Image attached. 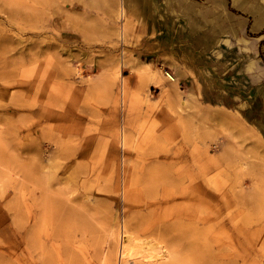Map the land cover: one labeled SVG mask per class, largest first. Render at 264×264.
I'll return each mask as SVG.
<instances>
[{"label": "rangeland", "instance_id": "1", "mask_svg": "<svg viewBox=\"0 0 264 264\" xmlns=\"http://www.w3.org/2000/svg\"><path fill=\"white\" fill-rule=\"evenodd\" d=\"M213 1L146 0L133 15L130 0L120 20L110 12L116 0H0V32L10 37L0 45V86L8 91L0 94V264H100L108 230L126 221L134 233L158 222L188 225L198 258L187 256L181 237L175 264H264V158L250 145L264 144L256 62L264 69V40L227 66V74L244 75L224 84L234 96L222 115L177 77L176 89L159 84L149 69L171 73L167 64L176 65L171 58L154 65L142 50L155 34L146 23L157 19L176 38L224 28L226 48L264 39V0H221L218 12L209 10ZM121 57L122 105L113 79ZM121 157L130 180L124 199ZM201 165L209 168L206 189L218 196L207 207L182 194ZM205 212L207 220L194 223Z\"/></svg>", "mask_w": 264, "mask_h": 264}, {"label": "bare ground", "instance_id": "2", "mask_svg": "<svg viewBox=\"0 0 264 264\" xmlns=\"http://www.w3.org/2000/svg\"><path fill=\"white\" fill-rule=\"evenodd\" d=\"M116 1H118V6L115 9L111 8L110 12L111 14L115 13L118 19L124 20V18L128 15L126 2H130V0ZM131 2L134 4V6L131 8L129 7L130 9L128 10V12L130 11V13H132L133 15H137L139 13L142 15L143 9L147 5L146 0H131ZM148 7L150 10L152 9L151 3ZM9 38L10 37L0 32V45L2 44V42H10ZM9 50L10 49L6 48V50H3V52L6 54ZM123 66H125V62L124 58L121 57L118 68H116L113 72V79H120V99L119 97L118 99L120 100L121 105L124 101V93L127 88L126 86H128V80H126L125 77L122 76L120 71ZM146 67H148V65H146ZM77 73L79 74V71H77ZM149 73L153 78L157 77L159 79V84H163L164 86H168L172 89L177 88L178 82L173 73H163L157 70L153 71L151 69H149ZM0 94L2 96H7L8 91L4 87L0 86ZM215 115H222V113L220 111H216ZM38 124L39 122H37V126ZM126 141L127 138L125 136L123 127L121 126L119 135V145L121 146V151H123L124 146H126ZM250 145L255 151L259 152L262 158H264V144L261 140H253ZM123 159V157H121L120 159V166L123 168V174L121 176L122 180H120V193L122 199L128 197V189H125L127 188L126 183L130 182V180L127 178L129 170H127L126 164L124 165ZM201 166L203 168L201 170L198 169L199 172L197 174H192V172L188 174V177H190L189 184L188 186H184L182 188V194L184 199L187 198L191 200L192 205H196V203L199 202L201 203V205L204 204V207H207L208 204L213 202V200L218 196H216L217 193L213 196L214 193L206 189V186L210 184V181L206 180V173L208 172L209 168L206 165ZM186 170L189 172V169ZM46 174L50 175L49 173ZM198 181H202V186L201 182ZM175 199L176 197L171 198V200L174 201ZM219 199L222 198L219 197ZM196 200L198 201L196 202ZM210 200L212 201L209 202ZM222 203L224 204V199H222ZM138 210L140 209L138 208ZM150 211L151 213L154 212L153 210ZM183 215H185V213L181 212L178 213V215H176V213H171L167 215V217L175 218L177 216L182 217ZM209 216L210 215H208V212L200 213V215H198L197 217L196 215H193V221L194 223L198 224L199 221H206ZM133 220H136V223L140 221L138 217H134ZM162 226L163 225H161V222H158L152 227L146 226L143 229H138L136 227L135 231L137 233H134L132 229H130V224L127 221L121 222L118 226H111L110 230H108L107 236L109 246L107 250L102 253L100 264H175V261L177 260L176 258L178 255V250L180 249L178 245V239L181 237H184L186 239V244H184L185 246L190 244L185 250L187 256L189 255V253H191V255L195 259L198 258V253L195 246H191L192 242H188L191 236V233H189L187 229L188 225L184 226L176 222L170 225L167 224L164 227ZM140 234L143 235L144 238L140 237ZM162 238L164 241L162 240ZM164 243H166L167 245ZM185 246L182 245L181 247L184 248Z\"/></svg>", "mask_w": 264, "mask_h": 264}, {"label": "crops", "instance_id": "3", "mask_svg": "<svg viewBox=\"0 0 264 264\" xmlns=\"http://www.w3.org/2000/svg\"><path fill=\"white\" fill-rule=\"evenodd\" d=\"M208 7L212 12L223 11L224 3L221 0H215ZM211 14L212 16H219L218 13ZM159 21L157 19L152 23L150 21L146 23L148 24L146 29L150 33L154 31L155 34L153 39L148 37L142 50H145L148 56H152L151 61L154 65L162 63L165 58H171L176 66H170V64L167 66L171 68V73L179 80V85L186 87L201 105L216 108L223 113L224 107H229L228 97L234 96L229 91L224 93V84L230 83L233 77H237L239 80L240 74L244 75V70L241 73L237 71L231 75L230 73L227 74V71L231 69L227 66L232 62L238 64L244 58V52L252 50L251 53H254L255 50L257 51V47L264 39L258 36L256 40L251 41L252 43L245 39H238V45H235L237 49L234 47L226 48L224 47V28L216 30L214 35L205 34L203 37L185 39L183 34L176 38L171 33V27L163 26ZM149 24L151 25L149 26ZM161 35L162 37H160ZM229 49L232 52H229ZM230 54L233 57H229ZM256 62L259 73L264 76V69L259 67L258 61ZM227 78H229V82L224 81ZM251 92L249 91V93ZM242 94L246 95L245 91L236 93L240 98L244 97ZM252 96H247L248 101L243 98V101L252 104L255 101ZM243 101L239 102L242 103Z\"/></svg>", "mask_w": 264, "mask_h": 264}]
</instances>
